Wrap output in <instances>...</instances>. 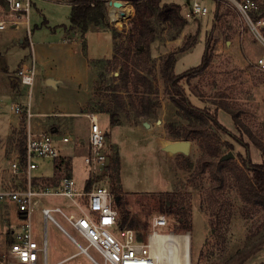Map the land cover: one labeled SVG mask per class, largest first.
I'll use <instances>...</instances> for the list:
<instances>
[{"label":"rangeland","instance_id":"obj_1","mask_svg":"<svg viewBox=\"0 0 264 264\" xmlns=\"http://www.w3.org/2000/svg\"><path fill=\"white\" fill-rule=\"evenodd\" d=\"M34 1L28 23H19L17 27L7 24L5 29L0 30V136L7 131L10 120L13 119L11 124H15L6 137L0 138V188H12L23 181L22 175L13 174L10 169L11 161L18 153V149L15 146L17 134L12 138L9 136L12 129H19L22 119L21 115L12 112L11 103L25 104L29 101L33 106L36 105L41 109L43 99L36 86L32 84L29 87L20 83L11 85L14 80L11 81L10 77L16 76L19 65L29 55L31 51L29 40L36 43L58 38L64 28L70 27V0ZM121 1L125 7L127 6L126 8L133 10L128 0ZM165 1L173 0H162ZM179 1L186 10L188 5L184 0ZM198 1L206 5L208 12L186 19L188 23L176 38L171 39L176 33L174 27L163 21L161 17L153 16L155 40L151 46L150 65L153 72L150 77L156 90L152 97H156L159 102L154 113L149 117L134 116L128 103L130 97L127 92H121L126 108L117 116V122H112L108 113H97L100 127L109 136L107 154L118 153L120 180H111L107 172L93 182L91 187L103 184L110 190L115 188L118 195L127 203L130 213L140 223H147L146 230L133 229L136 237L138 231L145 233L143 242L147 241L151 233V220L157 214H165L168 220L167 226L158 227L157 230L159 232L172 230L176 220L173 216L159 211V196L167 191L181 193L187 197L191 209L189 234L192 264H223L238 248L262 240L261 249L244 263L260 264L264 262V208L252 207L242 200L232 176L228 177L223 189L213 190L210 187L212 182L209 172L207 170L200 172L198 163L201 156L207 155L200 139L190 140L191 148L188 155L168 153L161 149L157 140L161 136L167 141H173L172 132L181 131L188 123L186 113L177 110L164 89L160 75L161 56L170 50H177L185 40L187 43L192 42L191 37H193L195 43L177 54L174 70L179 73L199 64L205 44L209 41V65L201 74L188 78L187 82H184V88L195 106L206 107L212 112L216 108L218 120L230 131L231 134L219 131L217 135L212 136V144L218 147L220 154L232 152L234 155L232 158L239 164L242 163V156H248L252 163H260L263 160L260 149L250 136L251 134L258 141L264 142V72L254 66V60L263 52V48L248 28L244 17L229 0ZM255 1L258 4L255 17H264V0ZM185 10L183 13L180 11L182 16ZM103 13L101 19L106 20L111 29L120 32L115 46L114 43L112 45V51H118L117 59L113 58V52L109 57L107 56L109 47H106V41L109 42V46L112 42L110 33L88 35L86 42L92 48L88 50L87 45L83 50V53L88 50L91 54H105L110 58V61H96V59L90 61L95 79L88 100L93 108L101 110L116 107L119 101H122L117 97L120 92L116 91V87L120 84L118 75L123 61L122 52L118 49L119 44L124 40L123 34L129 27V18L133 15L126 12L122 18L124 21L116 19L110 21L106 5ZM110 15L112 16L113 13L111 12ZM8 18L5 4L0 3V20ZM52 33L54 35L50 36ZM83 45L85 41L82 42V47ZM221 100H227L231 106L239 109L238 124H235L230 114L219 106ZM58 110L62 109L51 111ZM40 119L42 117H33L31 125L34 127ZM43 119L41 128L48 127L56 121L59 129L56 133L69 135L73 140V143L66 147L70 155L62 161L61 168L54 171L51 181L57 183L62 176L68 174L65 165L74 159L73 176L81 182L87 176V166L81 156L86 152V146L85 144L78 146V141H85L88 135L87 117L82 115L73 120L70 116L47 115ZM26 124L25 119V126ZM37 161L39 167L33 171V175H44L42 177L52 175L55 159L46 158ZM247 172L249 173L250 170ZM51 181L45 184L51 185ZM85 183L86 180L82 184ZM67 203H70V200L65 196H40L32 216L37 237H40L46 228L49 263L54 251L66 256L74 254L78 247L53 221L44 220L40 208L42 205H58L68 212L72 206H67ZM51 215L83 242L66 224L59 212H51ZM15 220L16 213L13 207L6 204L3 206L0 203V264L7 263L3 261L7 246L11 242V235L7 239V233L11 227L14 229L17 227ZM40 242H42L41 237ZM90 251L98 261L102 262V257L93 248ZM92 263L84 253L73 255L63 262V264Z\"/></svg>","mask_w":264,"mask_h":264},{"label":"built area","instance_id":"obj_2","mask_svg":"<svg viewBox=\"0 0 264 264\" xmlns=\"http://www.w3.org/2000/svg\"><path fill=\"white\" fill-rule=\"evenodd\" d=\"M106 0L110 21L111 9L116 7ZM236 10L244 17L248 28L253 32L257 41L263 48V52L256 56L254 66L264 72V17L255 18L258 10L255 0H229ZM7 10L8 19L0 20V30L7 24L17 27L19 23H28L30 9L34 6V0H3ZM188 7L183 16L189 18L193 15H202L208 12L205 4L198 0H188ZM122 10V9H121ZM123 12V11H121ZM129 17V16H128ZM124 21V20H122ZM29 32V31H28ZM20 84L32 86L35 77L34 62L23 63L16 72ZM11 110L24 116L26 119L25 141L23 157L13 158L10 164L11 172L22 175L23 181L12 188L0 189V203L10 202L20 215V223L11 234V242L6 264H46L47 242L46 229L40 237L36 236L33 227L32 216L38 198L40 196L60 195L69 198L72 209L65 211L61 206L42 205L40 212L44 220L53 221L79 248L96 264H158L164 263V257L172 255V251L178 244L172 243L178 233L173 230L159 232L158 227L168 225L165 214H157L151 220V233L146 242H139L133 229L119 226L118 210L114 203L111 190L103 184L85 189L72 176L64 175L56 186H36L33 184V171L38 168L37 159L57 158L60 154V145L68 143L72 139L69 135L57 136L56 132L49 130H32L29 121L32 117L29 101L25 104L12 103ZM88 119L87 153L83 161L87 166L89 177L104 176L107 171L106 159L109 157L106 151V131L99 124L97 113H86ZM51 212H59L66 224L74 233L82 239L79 241L65 226L61 225ZM166 236L171 239L168 245L152 243L150 237ZM93 248L101 257L102 262L91 253Z\"/></svg>","mask_w":264,"mask_h":264},{"label":"trees","instance_id":"obj_3","mask_svg":"<svg viewBox=\"0 0 264 264\" xmlns=\"http://www.w3.org/2000/svg\"><path fill=\"white\" fill-rule=\"evenodd\" d=\"M133 7V15L129 18V27L123 34L124 40L119 44L122 52L123 61L119 68L120 84L116 87L119 101L116 107H107L106 109L93 108L91 103L87 102L83 112H105L108 113L112 122H117V116L120 112L125 111L124 97L121 92H127L130 97L128 102L136 117H149L154 113L156 106L159 104L154 96L155 88L150 74L152 66L151 46L155 40V31L152 26L153 16H159L163 21L170 24L176 29V33L171 39L176 38L183 27L188 23L187 18L180 13L181 4L175 1L162 2V0H128ZM70 28H78L79 34L83 36L86 28L91 23H103L101 17L105 10L106 0H70ZM3 3V0H0ZM185 3V2H184ZM107 7V6H106ZM257 18V17H255ZM112 37L115 42L120 34L116 29H112ZM190 37L188 36L187 39ZM192 42L187 40L177 49L170 50L161 56L160 75L163 80L165 91L169 94L170 100L176 106L178 111L186 113L188 123L181 131L172 132V140H193L200 139L204 144L205 156H201L198 160L200 172L207 170L211 179V188L213 190H221L224 188L229 176H232L236 182L237 191L247 204L252 207L264 208V142L258 141L252 137L254 144L260 149L263 160L260 163H252L248 156L241 157L242 163L239 164L233 158L221 160L218 147L212 144L211 138L217 135L219 131L231 134L230 131L218 120L216 108L214 112L206 107L200 108L195 106L189 96L185 92L184 82L187 79L201 74L210 63V44L206 42L201 61L199 64L185 69L179 73L175 72V63L177 54L195 43V39L191 37ZM194 42V43H193ZM83 45V50L85 49ZM118 51L113 52V58H116ZM117 59V58H116ZM107 59H96V61ZM188 84V83H186ZM131 92L133 95H131ZM134 96V98H133ZM120 100V99H119ZM219 106L228 114H230L235 124L239 123V109L230 105L227 100L219 101ZM21 124L18 130L12 129L9 138L17 134V143L15 146L18 153L15 158L21 159L24 154L25 141V117H21ZM106 136L109 138L107 132ZM209 158V160H208ZM213 159V160H211ZM211 160V161H210ZM247 170H250L248 173ZM107 171L111 180L119 181V159L118 153L109 155V164ZM99 177H89L86 180L85 189H90L93 182ZM113 197L118 196L115 206L119 215V226L131 229L146 230L147 223H140L129 211L127 203L118 195L115 188L111 190ZM159 211L167 215L173 216L176 222L173 224L172 230L175 233L189 231L191 228V209L188 204L187 197L177 192H164L159 196ZM145 233L137 232V241L143 242ZM263 245L262 240H256L249 245L238 248L223 264H244L252 255L258 252ZM264 264V262L260 263Z\"/></svg>","mask_w":264,"mask_h":264},{"label":"crops","instance_id":"obj_4","mask_svg":"<svg viewBox=\"0 0 264 264\" xmlns=\"http://www.w3.org/2000/svg\"><path fill=\"white\" fill-rule=\"evenodd\" d=\"M173 1L182 4L179 0H173ZM187 1L188 0H184L185 4H187ZM184 10L185 9L182 8L181 12L183 13ZM131 14H133V10H131ZM64 29L65 30L58 38H53V39L50 38V40L48 41H45V42L37 41L36 43H33L31 40H29L31 51L29 55L25 58V60L23 59V61L20 64L22 65L25 62L30 63L31 61L34 62L35 77H34L33 86L34 87L36 86L39 89L41 95L43 96V99L41 102L42 104L41 109L38 106L36 105L33 106V104L30 103L32 117L29 121V124H30V127L36 131L37 130L52 131L53 129L55 130H53L52 132L59 131L58 123L56 121L50 124L48 127L41 128V126L43 125L41 124V122L44 120L43 117L47 115L70 116V117H73V120H75V118L81 117L82 115L86 116V113H82L81 111H83L86 107L90 88L95 79L94 69L90 61H92L93 59L108 58L113 52L112 51V45L114 43L113 37H112V42L110 43V46H109V42L106 41V47H109V52H108L109 54L107 55L108 57L105 56V54H98V55L91 54L88 50L91 49L92 47L90 46L88 42H86L88 39L87 38L88 35L92 33L93 34L94 33L96 34L110 33L112 35V31H111L112 29L107 25L106 20L103 21V23L89 24L83 36L79 34L78 28L69 27L68 29L67 28H64ZM53 35H54L53 33L50 34V36H53ZM83 41H85V47H87L88 45V50L85 53H83V48H82ZM92 50H94V47ZM10 79L11 81L14 80L13 84L11 85H14L15 83H19L17 76L13 75V77L11 76ZM48 79L53 80L54 83L53 84L47 83ZM12 103H16V102H12ZM54 109H62V110L51 111ZM35 116L42 117V119L36 122V125L34 124V127H33V125H31V120ZM12 121L13 119L10 120L6 128L7 131L2 136H0V138L6 137V135L11 130V127L15 126V124L14 125L11 124ZM60 135L61 134H57L58 137ZM157 140H158L160 147L164 143L167 142V140L162 138L161 136H159ZM72 141L73 140H71L68 143H62L60 145V154L57 158H54L55 162L53 163L52 175H48L45 177H42L44 175H40V174L33 175L34 185L36 186H56L59 183V181L57 183H53L51 180H53L52 177L54 175V171L57 170L58 168H61V166L63 165L62 161L70 155L66 147L67 145L73 143ZM78 142H79L78 146H82L83 144H85L86 146V152L83 155H81V156H84L88 150L87 137L85 141L79 140ZM0 151H1V145H0ZM73 161L72 162L69 161L65 165V169L68 171V174H65V175L72 176L73 178H75L73 176ZM38 167H39V163H38ZM87 176H88V173H87ZM86 177L81 182H79L76 178L75 179L80 185L85 186L82 183L86 180ZM49 180L51 181V185H48L47 183L45 184V182H49ZM2 204L3 206H5L6 204V205L13 207L16 213V220H15L16 225L15 226H18L21 218H20L19 213L16 211L14 205L10 202H2ZM67 206H70V203H67ZM15 229L13 227L9 229V232L7 233V237H8L7 239H9V236L12 234V231ZM184 234L185 233H178L177 237L174 239V241H172V243L178 244V247H176V249L172 251L171 256L164 257L165 259L164 263H158V264H192L189 231L187 233L189 235L188 254H186L187 249H186L185 244L187 243H186ZM46 239H47V235H46ZM170 243L171 241L166 242L165 244L168 245ZM7 253H8V246H7L5 255H7ZM77 254H83V252H81L78 248V250L74 254L64 256L54 251L52 255V260L50 263L47 262V256H46V264H63L65 260ZM5 255H4L3 261L7 262L8 260L6 259ZM92 264H96V263L93 262Z\"/></svg>","mask_w":264,"mask_h":264},{"label":"water","instance_id":"obj_5","mask_svg":"<svg viewBox=\"0 0 264 264\" xmlns=\"http://www.w3.org/2000/svg\"><path fill=\"white\" fill-rule=\"evenodd\" d=\"M111 3L114 6H116V7L122 6V2L119 1V0H114ZM120 14L123 15L124 13L120 12ZM47 83H52L53 84L54 81L51 80V79H48ZM145 125L147 127H149V124L147 122H145ZM53 130H55V129H53ZM108 143H109V138L106 137V144H108ZM190 148H191V141L187 140V139L167 141L166 143H164L161 146V149L166 151V152H168V153H172V154L182 153L184 155H188L190 153ZM233 156H234L233 153L229 151L228 153L223 154L220 157V159L221 160H227V159L232 158ZM108 162H109V157H107V159H106V164H108ZM114 200L117 201L118 200V196H115Z\"/></svg>","mask_w":264,"mask_h":264},{"label":"bare ground","instance_id":"obj_6","mask_svg":"<svg viewBox=\"0 0 264 264\" xmlns=\"http://www.w3.org/2000/svg\"><path fill=\"white\" fill-rule=\"evenodd\" d=\"M121 9L118 8V9H111L110 10V13L111 12L113 13V15L111 16L112 19H116L117 21H120V20H122V18L126 14V12L131 13V10L129 8L123 7ZM121 11H123V13H124L123 15L120 14ZM187 233L184 234V237H185L186 243H187V244H185L186 245V249H187L186 254H188V250H189V243H188V241H189V235ZM150 241L152 243H157L158 245H165L166 246L167 244H165V243L166 242H170L171 239L167 238L166 236H156V235H153V236L150 237Z\"/></svg>","mask_w":264,"mask_h":264}]
</instances>
